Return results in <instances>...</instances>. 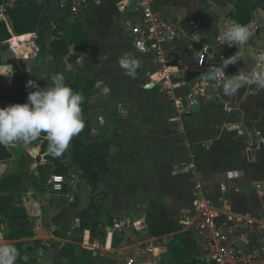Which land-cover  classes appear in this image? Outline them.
I'll return each instance as SVG.
<instances>
[{
    "label": "crops",
    "instance_id": "crops-1",
    "mask_svg": "<svg viewBox=\"0 0 264 264\" xmlns=\"http://www.w3.org/2000/svg\"><path fill=\"white\" fill-rule=\"evenodd\" d=\"M128 1L89 0L82 12L74 14L81 17L80 23L88 35L86 52L77 61L70 59L73 44L57 52H44L37 59L35 70L26 66V81L36 80L44 87L47 81L40 77L57 72L65 76L69 85L80 86V77L95 78L90 109L82 113L83 119L91 121L92 134L114 142L112 171L99 190L115 225H101L107 240L102 244L95 242L93 248L85 244L87 233L83 242L74 241L76 257L81 256L85 246L93 250L91 258L96 264H167L162 257L174 234L161 237L151 234L146 221L147 206L151 200L159 201L184 226L183 219L192 210L191 186L195 176L203 183L206 195L221 208L220 219L236 214H264V90L244 86L236 93L241 92L240 95L225 96L220 84L203 78L214 61L209 59L205 68L197 66L201 51L207 48L224 58L237 51L242 53L243 60L230 64L227 75L251 69L258 54L264 51V0H251L255 6L247 24L251 36L238 48L222 45L221 37L225 25L236 21L239 0H152L164 16L179 20L186 28L179 38L167 43L173 57L174 77L186 82L176 94L201 89L197 96L198 110L180 118L170 96L162 89L154 52L141 51L136 46L137 35L130 23L138 24L141 11L138 2L135 9H129ZM42 3L47 6L46 19L55 26L52 22L60 11L57 2ZM52 5L56 9L51 16L48 11ZM254 25L259 28L255 30ZM50 37L49 41L55 38ZM123 53L137 60L134 77L126 75L119 66ZM35 148L41 156V159L33 156L38 172L39 160L43 162L47 152L41 145ZM4 170L1 169V174ZM9 177L0 176V187L18 185L19 180L15 182ZM74 186V182L67 180L64 196L83 200L85 190H81L82 195L78 189L74 194L68 190ZM39 188H32L21 196V202L15 203L26 208V220L4 218L0 222V241L18 249L15 264H56L51 261L50 250L43 247H51L53 241L58 245L57 254L62 256L63 264H67L61 250L67 242H73L69 236L73 233L78 236L75 228L79 221L76 215L69 219L66 208L60 207L63 201L53 200L43 191L45 186ZM88 190L89 196L84 205L78 204L76 214L90 202V186ZM67 220L74 224L73 231L61 230V222L64 225ZM12 226L31 228L34 235L8 239ZM184 229L187 230L185 226ZM115 234L123 240L112 247ZM197 240L205 264L203 240L198 236Z\"/></svg>",
    "mask_w": 264,
    "mask_h": 264
},
{
    "label": "trees",
    "instance_id": "trees-1",
    "mask_svg": "<svg viewBox=\"0 0 264 264\" xmlns=\"http://www.w3.org/2000/svg\"><path fill=\"white\" fill-rule=\"evenodd\" d=\"M255 6L251 0H239L235 20L247 25L250 22L252 10ZM47 6L45 3H30L19 5L7 12V16L0 20V68L4 66L3 53L8 49L19 50L21 44H31V49L37 54L44 52H57L66 46L74 45V53L70 59L77 61L86 52L88 35L83 29L81 17L75 16L68 8H64L55 15L57 22L55 26L46 19ZM53 23V22H52ZM48 35L54 36L49 41ZM9 58L7 64L13 67V84L11 86L0 81V98L13 103H23L27 100V92L19 85L17 76L26 74L27 67L23 62L24 55ZM19 59V60H18ZM6 69V68H5ZM82 84L70 85L74 90L83 93L85 100L82 104V113L90 109L89 98L96 84V79L91 77L79 78ZM2 89L12 91L9 97H4ZM83 130L71 140L70 155L68 150L60 157L53 158L47 152L48 141L44 139L42 150L47 152L43 162L38 165V183L45 186L53 174H63L68 178L75 175L84 179L91 187L92 196L86 207L81 208L76 214L79 221L75 228L78 236H73V242H67L62 248L63 255L67 258V264H96L92 260L93 250L83 247L81 256L76 257L74 241L83 242L85 235L90 230L92 236L102 233L101 225L114 226V218L107 212L102 202L100 185L107 181L112 171L114 161V142L103 135L92 134V123L84 121ZM13 158V151L9 145H0V162H6ZM66 160V161H65ZM68 160V161H67ZM12 190H8L11 194ZM0 216L9 221L26 220L28 213L25 207L18 206L14 202L0 203ZM146 221L149 231L154 236L174 234L168 243V250L162 257V262L167 264H203L201 250L198 245L197 236L189 229H184L180 221L172 218L165 206L157 200H151L147 206ZM34 235V231L27 227L12 226L9 228L8 239H21ZM123 240L117 234L112 236L111 246L116 247Z\"/></svg>",
    "mask_w": 264,
    "mask_h": 264
},
{
    "label": "built area",
    "instance_id": "built-area-1",
    "mask_svg": "<svg viewBox=\"0 0 264 264\" xmlns=\"http://www.w3.org/2000/svg\"><path fill=\"white\" fill-rule=\"evenodd\" d=\"M45 0H0V20L7 12L19 5L42 3ZM60 12L68 8L73 14L82 12L89 0H56ZM141 11L140 21L133 25L137 35L136 46L141 51L152 50L159 64L162 89L170 96L177 115L180 117L193 112L198 103L201 89H192L186 95L176 94V90L186 84L185 80L174 77L173 57L167 50V43L179 38L186 28L176 19H171L158 10L152 0H136ZM254 25V29H258ZM223 56H216L205 48L201 51L197 66L205 68L209 59L219 66ZM224 58V57H223ZM227 68L225 73L227 75ZM217 81V84H220ZM192 167L190 171H192ZM63 174H53L47 184L53 192H62L67 184ZM192 210L183 219L184 226L203 240L202 252L205 264H264V214H236L220 219V207L204 192L198 177L192 179ZM130 259V263H133Z\"/></svg>",
    "mask_w": 264,
    "mask_h": 264
},
{
    "label": "clouds",
    "instance_id": "clouds-1",
    "mask_svg": "<svg viewBox=\"0 0 264 264\" xmlns=\"http://www.w3.org/2000/svg\"><path fill=\"white\" fill-rule=\"evenodd\" d=\"M251 36L250 27L238 21L225 25L221 37L222 45L229 47L244 45ZM242 53L221 58L219 66L213 65L204 73L211 82L220 81V88L225 96L235 95L244 86H255L264 90V51L256 57L251 69L238 70L226 75L225 69L230 64L241 61ZM119 66L125 74L134 77L137 60L129 53H123ZM46 86L41 87L36 80H28L27 100L23 103H11L0 107V145L23 142L25 147L38 140L43 133L48 141L47 152L53 158L62 156L69 148L72 138L84 128L82 104L83 93L74 90L62 73H53L44 78ZM19 256L18 249L11 244H0V264H15Z\"/></svg>",
    "mask_w": 264,
    "mask_h": 264
},
{
    "label": "rangeland",
    "instance_id": "rangeland-1",
    "mask_svg": "<svg viewBox=\"0 0 264 264\" xmlns=\"http://www.w3.org/2000/svg\"><path fill=\"white\" fill-rule=\"evenodd\" d=\"M47 39H51L50 35H48ZM31 49V44H21L19 47V50H13V49H8L7 51H5L3 53V60H4V66H6L5 68H0V81L4 84H6L7 86H11L12 91H16V86L13 84V71L10 69V65L11 64H7V60L9 58H13L17 56H21V54L24 55V64L28 67L31 68V70H35L36 67V62L37 59L41 57V54H37L34 53L33 51H28ZM18 57V58H19ZM19 60V59H18ZM28 72L26 71V74ZM235 72L233 71V74ZM26 74L20 73L17 76V80L19 81V85L23 86V89L27 92L33 90L31 88H26ZM39 86H41L39 84ZM42 87V86H41ZM2 94L4 97H9L12 94V91L10 90H6V89H2ZM241 92H239L238 94L235 95H240ZM13 102L9 101V100H5V99H1L0 98V107L6 106L8 104H11ZM44 143V139H41V137H39L38 140L34 141L30 146L25 147L23 145V142H15V143H11L8 144L12 151H13V160L11 162H7L4 163V165H0V176H6L9 177L10 180L12 181H17L18 185L14 188H2L0 187V203L2 202H9L12 201L14 203H19L21 202V196L30 191L32 188H36L37 190L40 189L39 187H41V185H39L38 183V172H37V163L36 161L33 159V156H39V159H41V156L38 154V151H36V146L41 145ZM71 144V142H70ZM71 145H69L68 148V155L67 158H69V155L71 153L70 151V147ZM38 154V155H36ZM38 159V160H39ZM35 161V162H34ZM40 162H42V160H39ZM66 161V160H65ZM68 161V160H67ZM34 162V164H32ZM4 168L5 170L3 171V173L1 174V169ZM68 181H72L74 182L75 186L74 189H68L70 191V193H73L76 191V189L80 190V194H81V190H85L84 196H83V200H75L72 199L71 196H64V191L60 192V193H56L51 191L48 188V184L46 183L45 188H42L43 191L48 192L53 200H55L56 202L60 203L63 201V204L60 205V207H65V212L69 213V219L70 218H74V216L76 215V212L78 210V204L84 205V199L87 198L89 196V190H88V183L82 179L80 176L75 175L74 177H70L68 178ZM8 190H12L11 194L8 192ZM72 191V192H71ZM67 193V192H66ZM82 195V194H81ZM64 197L65 199H61V197ZM4 218L2 216H0V222H2ZM67 224V225H66ZM73 224V223H72ZM71 223H69V221L67 220V223H65L63 225V223L61 222V230H70L73 231L74 228V224L72 225ZM91 231L88 230L87 231V236H86V241L85 244H89L91 246V248H93V245L95 242L99 243H103L104 241L107 240L106 237V233L103 232L99 233L96 236H92ZM76 234L73 233L71 236H69L70 238L73 239V236H75ZM69 237L67 239H69ZM109 237V236H108ZM1 242V241H0ZM58 242V241H57ZM1 244H6L4 242H1ZM51 247H46L45 245L43 247H45L46 249H49L50 252L52 253L53 257L51 259V261L55 262L56 264H63L62 261V256H60L59 254H57V250H58V245L57 243L54 244L53 241L50 242ZM78 244V243H77ZM80 247H78L77 251L78 253L80 252ZM99 250V249H98Z\"/></svg>",
    "mask_w": 264,
    "mask_h": 264
},
{
    "label": "water",
    "instance_id": "water-1",
    "mask_svg": "<svg viewBox=\"0 0 264 264\" xmlns=\"http://www.w3.org/2000/svg\"><path fill=\"white\" fill-rule=\"evenodd\" d=\"M52 2L56 4V1H55V0H52ZM127 7H128L129 9H135V8L137 7V3H136V1H135V0H129L128 3H127ZM54 9H56V7L52 5V7L50 8V10L48 11V15H50V13H51V16H52V14H53V10H54ZM57 10H58V9H57ZM56 22H57V18L55 19V21H54L53 23H56ZM2 68H5V66H2ZM10 69L12 70V65H10ZM199 78H200V77L195 78V80H196V79H199ZM189 85L191 86V85H192V82H190ZM198 108H199V104H197V105L194 107L193 110H198ZM93 133H94V132H93Z\"/></svg>",
    "mask_w": 264,
    "mask_h": 264
}]
</instances>
